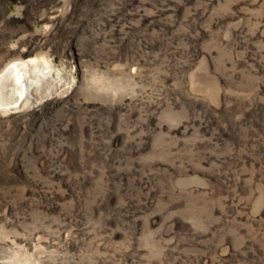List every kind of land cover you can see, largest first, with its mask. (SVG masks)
Returning a JSON list of instances; mask_svg holds the SVG:
<instances>
[{"label":"rangeland","instance_id":"374dc122","mask_svg":"<svg viewBox=\"0 0 264 264\" xmlns=\"http://www.w3.org/2000/svg\"><path fill=\"white\" fill-rule=\"evenodd\" d=\"M27 61L0 264H264V0H0Z\"/></svg>","mask_w":264,"mask_h":264},{"label":"bare ground","instance_id":"6f19581e","mask_svg":"<svg viewBox=\"0 0 264 264\" xmlns=\"http://www.w3.org/2000/svg\"><path fill=\"white\" fill-rule=\"evenodd\" d=\"M31 63H11L0 72V108L16 109L33 100L41 86L39 81L42 78L38 77L40 80L37 81V76L43 72L31 68ZM29 71L33 73L32 78L28 75Z\"/></svg>","mask_w":264,"mask_h":264}]
</instances>
